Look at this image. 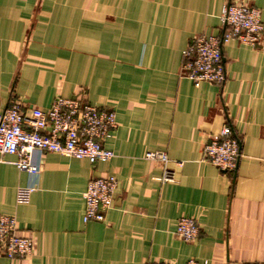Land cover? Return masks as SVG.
Returning a JSON list of instances; mask_svg holds the SVG:
<instances>
[{
    "label": "crops",
    "instance_id": "0c3cea01",
    "mask_svg": "<svg viewBox=\"0 0 264 264\" xmlns=\"http://www.w3.org/2000/svg\"><path fill=\"white\" fill-rule=\"evenodd\" d=\"M228 2L258 8L264 26V0H0V111L81 97L117 122L103 143L114 157L96 165L33 151L31 176L0 154V216L34 240L32 255L0 252V264L264 261V32L256 47L223 45L222 86L179 76L190 40L222 33ZM224 125L240 141L233 174L200 161ZM155 151L166 153L171 182L144 159ZM108 175L112 207L104 222L84 223L82 193ZM28 185V202L17 203ZM181 217L198 223L195 241L175 236Z\"/></svg>",
    "mask_w": 264,
    "mask_h": 264
},
{
    "label": "built area",
    "instance_id": "2783aa9c",
    "mask_svg": "<svg viewBox=\"0 0 264 264\" xmlns=\"http://www.w3.org/2000/svg\"><path fill=\"white\" fill-rule=\"evenodd\" d=\"M219 20L222 30L219 36H195L181 52L179 76L190 81L195 88L203 83L216 86L225 83L223 45L236 41L256 47L262 41L264 26L258 8L228 2L223 7ZM116 128V116L112 111L101 110L81 97L56 98L46 111L38 108L22 110L15 102H11L4 111H0V154L15 156L16 159L11 164L31 176L39 173V168L32 162L33 151L85 159L91 165H96L114 157L103 143ZM240 156L239 139L229 125H224L216 138L204 144L200 161L233 174ZM144 159L162 164V183L173 180L172 174L167 170L169 159L164 151L147 152ZM116 188L117 180L112 175L88 182L82 193L84 223L105 221L106 214L112 207ZM34 190L33 185L18 188L16 202H28ZM174 234L181 241L193 242L198 238L199 225L194 219L181 217L176 223ZM33 251L34 240L18 234L16 219L1 215L0 252L3 256L8 261L21 260L32 255ZM184 264H207V261L189 259ZM245 264H264V261Z\"/></svg>",
    "mask_w": 264,
    "mask_h": 264
}]
</instances>
